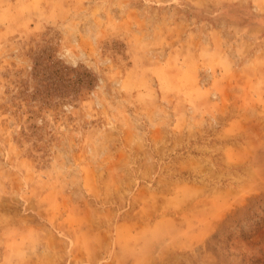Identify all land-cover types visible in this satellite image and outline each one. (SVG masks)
<instances>
[{
    "label": "rangeland",
    "instance_id": "374dc122",
    "mask_svg": "<svg viewBox=\"0 0 264 264\" xmlns=\"http://www.w3.org/2000/svg\"><path fill=\"white\" fill-rule=\"evenodd\" d=\"M0 264H264V0H0Z\"/></svg>",
    "mask_w": 264,
    "mask_h": 264
}]
</instances>
